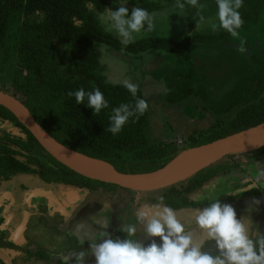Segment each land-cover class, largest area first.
<instances>
[{
	"label": "trees",
	"instance_id": "1",
	"mask_svg": "<svg viewBox=\"0 0 264 264\" xmlns=\"http://www.w3.org/2000/svg\"><path fill=\"white\" fill-rule=\"evenodd\" d=\"M138 7L150 14L164 10L161 0H151ZM117 8L106 0H0V79H7L15 93L0 90L23 101L36 122L56 141L89 158L109 163L124 174L158 171L185 150L264 123V37L256 34L251 39L258 54L250 58L256 67L249 69L245 56H239L245 69L238 75V81L233 84L229 77L231 83L226 93L217 104L210 106V123L204 129L192 131L187 138L183 137V144L151 139L149 109L143 115L131 117L118 134L107 131L113 108L122 103L134 105L136 99L145 98L139 89L137 97L133 98L125 86L108 82L99 60L98 45L134 58L150 52L185 54L195 45H230L233 38L221 30L216 34L194 33L180 41L150 37L125 46L105 31L100 18L107 9ZM263 11L264 0L240 9L244 23L238 34L256 25ZM164 81L166 102L170 106L185 104L194 97L208 103L206 84L195 86L192 79L176 74ZM80 88L86 92L99 88L109 106L94 114L93 109L86 106L87 98L85 104H77L68 92ZM11 129L20 135H14ZM235 157L245 159L246 163L236 161ZM263 160L264 148L229 156L185 182L142 195L158 194L156 202L175 211L206 207L209 198L229 204L240 197L263 196L264 170L257 172V165H254ZM243 165H249L257 173L247 182L255 187L245 192L242 191L248 184H238L232 189L227 186L239 182L235 177L237 173H246ZM21 174L39 176L48 183L84 187L92 192L102 188L111 193L123 191L127 196L137 194L87 179L63 166L45 152L11 112L0 107V183ZM214 183L216 186L211 191ZM235 190L242 191L236 197H226L225 194ZM117 237L124 239L126 233L117 231L112 238ZM0 264L4 263L0 260Z\"/></svg>",
	"mask_w": 264,
	"mask_h": 264
},
{
	"label": "rangeland",
	"instance_id": "2",
	"mask_svg": "<svg viewBox=\"0 0 264 264\" xmlns=\"http://www.w3.org/2000/svg\"><path fill=\"white\" fill-rule=\"evenodd\" d=\"M106 1L114 7H119L123 4V6L128 9H132L151 0ZM254 1L257 0H243V6L240 9L252 6V2L254 3ZM161 2L164 6V10L151 13L154 18L155 30L151 33L142 34L140 37L136 38L135 41L150 37H162L180 41L185 37H191L194 33L216 34L223 30L219 28L216 0H199V2L205 6L202 10L203 16L206 21L217 24L216 30L210 27V23H205L197 28L199 16L197 15L196 8L186 5L184 11L179 13L180 10L174 7L175 0H161ZM181 2H184V0H181ZM100 18L105 31L112 33L115 37L120 39L115 32L110 30L106 13L101 15ZM145 27H147V25ZM256 34L264 37V11L257 21V24L250 25L247 30L233 37L230 45H195L192 46L191 51L185 54L170 55L163 52H150L148 55L134 58L125 57L122 53L115 54V51L103 45H98L97 51L108 82L113 85L124 86V82L129 81L138 85V89L141 90L145 100L149 104V135L151 139L154 142L165 141L183 144V137L187 138L192 131L204 129L210 123V106L219 102L222 95L226 93V88L229 83L233 82V84H236L238 81V75L245 69V63L239 56H245L244 60L249 63V65H247L249 69L256 67L250 61L251 56L258 54L251 39L255 38L257 36ZM241 48H243V51H241ZM123 62L127 63L128 66ZM129 66L132 68V71L131 68L129 69ZM124 68L125 72L123 71ZM173 74L192 79L194 84H196L195 86L206 84L205 89L208 91L209 96L208 103H203L200 99L194 97L185 102V104L170 106L166 102L167 88L164 78ZM229 77L233 81L229 82ZM0 88L8 91L11 90L12 93H15L12 84L10 85L8 80L4 77L0 79ZM180 141H182V143H180ZM255 156L257 157V154H255ZM235 160L246 163V160L241 157H235ZM254 165H257V172H263L264 160ZM243 167H245L246 173H237L235 177L239 179V182H234V185L245 184L249 179L252 180L251 177L257 175L249 165H243ZM20 180L27 181L25 178H21ZM215 186V183L213 186H210L211 191L214 190ZM244 189H247V187ZM118 195L126 196L127 194L118 192ZM137 197H139V199H137ZM158 197V194L146 197L139 193L133 194V199L138 200L140 205L135 206L133 210L130 208L125 209L127 213L131 211L130 216L126 218H128L129 224H134L137 227V234L141 237V242L145 246L151 244L153 239L157 243L159 237H147L143 225L133 217V213L136 209L139 210L146 204L145 198L149 200L154 199L155 201L152 205L162 204L156 202ZM256 198L257 199L254 200H249L245 197L237 198L233 206L236 210L237 217L247 213L254 217L255 220L259 219L260 217L256 218V216H260V209H264V197L257 196ZM237 200H239V203H237ZM253 203L254 206L258 208H253L251 211L247 209L241 210L242 207L246 208V205L252 208ZM191 212H193V215H197L198 210L176 214L180 217L192 215ZM261 223L262 220H259L257 223L259 228L262 227Z\"/></svg>",
	"mask_w": 264,
	"mask_h": 264
},
{
	"label": "clouds",
	"instance_id": "3",
	"mask_svg": "<svg viewBox=\"0 0 264 264\" xmlns=\"http://www.w3.org/2000/svg\"><path fill=\"white\" fill-rule=\"evenodd\" d=\"M216 4L219 28L233 37L238 36V29L244 23L238 11L243 6V0H216ZM186 5L197 9V28L210 23L213 30L217 29L216 23L206 21L202 14L205 6L199 0H175L174 7L182 13ZM106 16L110 30L120 37L125 46L142 34L155 30L153 16L141 7L133 8L129 14V9L121 4L117 9H107ZM124 86L133 98L137 97L138 85L125 81ZM68 96H74L77 104H85L87 98L86 106L93 109L94 114L109 106L99 88L89 92L80 88L75 92L69 91ZM148 107L145 99L138 98L134 105L122 103L113 108L107 131L118 134L131 117L143 115ZM136 218L143 225L147 237H159L162 243L157 244L153 239L145 246L136 238L137 227L129 224L122 227L126 238L113 239L108 234H102L100 242L90 244L96 264H264V235L250 237L246 224L237 218L235 208L220 199L209 198L208 205L198 209L195 217L196 225L215 242L217 255L201 250L171 207L145 204L137 211ZM75 259L76 264H84L85 253H77Z\"/></svg>",
	"mask_w": 264,
	"mask_h": 264
},
{
	"label": "flooded vegetation",
	"instance_id": "4",
	"mask_svg": "<svg viewBox=\"0 0 264 264\" xmlns=\"http://www.w3.org/2000/svg\"><path fill=\"white\" fill-rule=\"evenodd\" d=\"M21 178L27 181H21ZM44 180L39 176L21 174L9 182L0 183V248L10 254L13 264H76L75 257L80 252L85 253L84 264H96L95 257L91 255L90 244L93 241L100 242L102 234L114 237L117 231L123 233L122 227L129 225L126 217L131 213H127L125 209L133 210L140 205L133 196H119L118 192L111 193L102 188L92 192L84 187L59 185ZM227 186L232 189L236 185ZM35 190L46 196L31 198V193ZM240 191L242 190H235L225 195L230 197ZM120 193L126 194L123 191ZM261 193L264 194V191ZM256 197L247 199L254 200ZM236 199L229 204L234 206ZM145 201L147 205H152L155 200L145 198ZM253 208L258 207L253 203L252 208L246 205L241 210L251 211ZM192 210L196 211L187 208L175 212ZM260 210V216H256L260 218L256 220L247 213L237 217L246 224L248 230L250 228L249 236L252 238L264 235V209ZM137 211L138 209L133 213L136 220ZM191 213L192 215L180 216L178 219L193 235L202 251L217 255L215 242L202 238L201 232H198L202 230L196 225V215ZM259 220H262L261 228L257 225ZM136 238L141 241L138 234ZM160 243L162 241L159 238L157 244Z\"/></svg>",
	"mask_w": 264,
	"mask_h": 264
},
{
	"label": "water",
	"instance_id": "5",
	"mask_svg": "<svg viewBox=\"0 0 264 264\" xmlns=\"http://www.w3.org/2000/svg\"><path fill=\"white\" fill-rule=\"evenodd\" d=\"M0 107L11 112L32 134L45 152L63 166L87 179L114 185L139 194L160 192L189 180L229 156L253 153L264 148V123H262L213 143L185 150L158 171L143 174H124L118 172L109 163L89 158L56 141L36 122L24 102L13 94L0 90ZM11 131L16 136L20 135L16 130L11 129ZM253 187L255 185L242 192ZM237 194L234 193L230 197ZM41 196L46 195L39 190L31 193V198ZM198 232H201L202 238L208 239L203 230ZM0 260L4 264H13L10 254L2 248H0Z\"/></svg>",
	"mask_w": 264,
	"mask_h": 264
},
{
	"label": "crops",
	"instance_id": "6",
	"mask_svg": "<svg viewBox=\"0 0 264 264\" xmlns=\"http://www.w3.org/2000/svg\"><path fill=\"white\" fill-rule=\"evenodd\" d=\"M123 71L125 72V68L123 69ZM127 74V73H126Z\"/></svg>",
	"mask_w": 264,
	"mask_h": 264
},
{
	"label": "built area",
	"instance_id": "7",
	"mask_svg": "<svg viewBox=\"0 0 264 264\" xmlns=\"http://www.w3.org/2000/svg\"><path fill=\"white\" fill-rule=\"evenodd\" d=\"M180 143H182V141H180Z\"/></svg>",
	"mask_w": 264,
	"mask_h": 264
}]
</instances>
